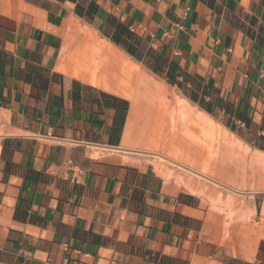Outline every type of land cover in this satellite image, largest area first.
I'll return each instance as SVG.
<instances>
[{
	"label": "crops",
	"instance_id": "crops-1",
	"mask_svg": "<svg viewBox=\"0 0 264 264\" xmlns=\"http://www.w3.org/2000/svg\"><path fill=\"white\" fill-rule=\"evenodd\" d=\"M0 264H264V0H0Z\"/></svg>",
	"mask_w": 264,
	"mask_h": 264
},
{
	"label": "bare ground",
	"instance_id": "bare-ground-1",
	"mask_svg": "<svg viewBox=\"0 0 264 264\" xmlns=\"http://www.w3.org/2000/svg\"><path fill=\"white\" fill-rule=\"evenodd\" d=\"M108 47H109V46H108ZM100 56H101V54H100ZM82 57H83V56H82ZM82 57H81V58H82ZM85 57H86V56H85ZM119 61H120V60H119ZM91 62H93V61H91ZM108 62H109V61H108ZM94 63H95V62H94ZM122 63H123V62H122ZM110 64H111V63H110ZM125 64H126V63H124V66H125ZM130 64H131V63H130ZM74 66H75V65H74ZM122 66H123V65H122ZM127 66H129V65L127 64ZM119 67H120V65H119ZM124 68H126V67H124ZM127 69H128V68H127ZM117 70H119V69H117ZM123 70H124V69H123ZM113 71H114V70H113ZM105 73H106V72H105ZM127 74H128V72H127ZM129 75H130V74H129ZM130 79H131V77H130ZM114 80H115V79H114ZM116 81H117V80H116ZM118 82H119V81H118ZM100 84H101V83H100ZM100 84H99V85H100ZM103 84H104V83H103ZM99 85H98V86H99ZM126 88H127V87H126ZM124 91H125V90H124ZM159 95H160V94H159ZM126 98H127V97H126ZM158 99H159V98H158ZM177 103H178V102H177ZM183 106H184V105H183ZM162 107H163V106H162ZM166 107H167V106H166ZM173 108H174V107H173ZM165 109H166V108H165ZM187 109H188V108H187ZM193 110H194V109H193ZM172 111H174V110H172ZM157 112H158V111H157ZM165 113H166V111H165ZM175 113H176V111H175ZM185 113H186V112H185ZM158 114H159L158 116H160V113H158ZM167 114H168V113H167ZM171 114H172V113H171ZM191 114H192V113H191ZM162 115H163V113H162ZM156 117H157V116H156ZM160 117H161V116H160ZM160 117H159V118H160ZM162 117H164V116H162ZM176 117H177V116H176ZM181 117H183V115H182ZM192 117H193V116H192ZM168 118H169V117H168ZM157 119H158V118H157ZM157 119H156V122L159 121V120H161V119H159V120H157ZM165 119H166V117H165ZM171 119H172V118H171ZM173 119H174V118H173ZM177 119H180V118L177 117ZM174 121H175V120H174ZM159 122H161V121H159ZM164 122H165V121H164ZM176 122H177V121H176ZM179 123H180V122H179ZM181 123H182V121H181ZM185 123H186V122H185ZM160 124H161V123H160ZM182 124H183V123H182ZM191 124H192V123H191ZM191 124H190V125H191ZM161 125H162V124H161ZM170 125H171V123H170ZM174 125H175V124H174ZM192 125H193V124H192ZM195 126H196V125H195ZM191 127H192V126H191ZM196 127H197V126H196ZM187 129H188V128H187ZM189 129H190V128H189ZM198 129H199V128H198ZM156 130H157V128H156ZM163 130H164V129H163ZM182 131H183V130H182ZM184 131H185V130H184ZM189 131H190V130H189ZM200 131H201V130H200ZM187 132H188V131H187ZM193 132H195V131H193ZM166 133H167V132H166ZM184 133H185V132H184ZM204 133H205V131H204ZM154 134H156V133H154ZM159 134H160V133H159ZM159 134H158V135H159ZM168 134H169V133H168ZM170 134H171V133H170ZM172 134H174V133H172ZM195 134H196V133H195ZM207 134H208V133H207ZM213 134H214V133H213ZM164 135H165V134H164ZM176 136H177V135H176ZM176 136H175V137H176ZM179 136H180V134H179ZM202 136H204V135H202ZM207 136H208V135H207ZM156 137H157V139H158V136H156ZM166 137H168V135H166ZM205 137H206V136H205ZM168 138H169V137H168ZM178 138H179V137H178ZM180 138H182V137L180 136ZM191 138H192V137H191ZM199 138H200V137H199ZM154 139H155V138H154ZM154 139H152V140H154ZM163 139H164V138H163ZM196 139H197V138H196ZM204 139H205V138H204ZM206 139H207V138H206ZM184 140H185V138H184ZM155 141H156V140H155ZM168 141H170V140H168ZM198 141H199V140H198ZM207 141H208V140H207ZM170 142H172V141H170ZM173 142H174V141H173ZM154 143H155V142H154ZM208 143H209V141H208ZM173 144H174V143H173ZM202 144H203V143H202ZM156 145H157V144H156ZM163 145H165V144H163ZM177 145H178V144H177ZM203 145H204V144H203ZM205 145H206V144H205ZM205 145H204V146H205ZM170 146H171V145H170ZM178 147H179V146H178ZM201 147H203V146H201ZM207 147H208V146H207ZM150 148H151V147H150ZM164 148H165V147H164ZM179 148H180V147H179ZM179 148H178V149H179ZM204 148H205V147H204ZM157 149H158V148H157ZM171 149H172V148H171ZM176 149H177V148H176ZM181 149H182V148H181ZM173 150H174V149H173ZM179 150H180V149H179ZM198 150H199V149H198ZM205 151H206V149H205ZM207 151H208V150H207ZM179 152H180V151H179ZM165 153H166V152H165ZM212 154H213V153H212ZM171 155H172V153H171ZM180 158H181V157H180ZM172 160H173V159H172ZM183 160H184V159H183ZM210 160H211V159H210ZM260 161H261V160H260ZM210 162H211V161H210ZM165 164H166V163H165ZM204 172H205V171H204ZM221 184H222V183H221Z\"/></svg>",
	"mask_w": 264,
	"mask_h": 264
}]
</instances>
